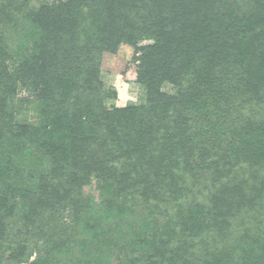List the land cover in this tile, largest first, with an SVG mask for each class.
Instances as JSON below:
<instances>
[{
	"label": "trees",
	"instance_id": "obj_1",
	"mask_svg": "<svg viewBox=\"0 0 264 264\" xmlns=\"http://www.w3.org/2000/svg\"><path fill=\"white\" fill-rule=\"evenodd\" d=\"M122 44L145 96L117 106ZM24 263L264 264V0H0V264Z\"/></svg>",
	"mask_w": 264,
	"mask_h": 264
},
{
	"label": "rangeland",
	"instance_id": "obj_2",
	"mask_svg": "<svg viewBox=\"0 0 264 264\" xmlns=\"http://www.w3.org/2000/svg\"><path fill=\"white\" fill-rule=\"evenodd\" d=\"M132 53V47L122 44L116 53L104 52L101 58V77L104 84L116 89L117 106L141 102L145 96L144 90L135 82L137 64L132 60ZM86 190L90 189L87 187Z\"/></svg>",
	"mask_w": 264,
	"mask_h": 264
}]
</instances>
